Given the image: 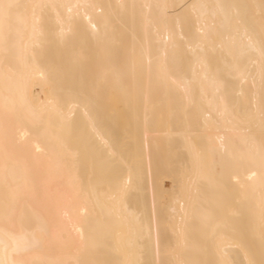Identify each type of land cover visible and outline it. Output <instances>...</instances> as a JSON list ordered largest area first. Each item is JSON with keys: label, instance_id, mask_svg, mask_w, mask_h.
<instances>
[{"label": "bare ground", "instance_id": "1", "mask_svg": "<svg viewBox=\"0 0 264 264\" xmlns=\"http://www.w3.org/2000/svg\"><path fill=\"white\" fill-rule=\"evenodd\" d=\"M0 264H264V0H0Z\"/></svg>", "mask_w": 264, "mask_h": 264}, {"label": "rangeland", "instance_id": "2", "mask_svg": "<svg viewBox=\"0 0 264 264\" xmlns=\"http://www.w3.org/2000/svg\"><path fill=\"white\" fill-rule=\"evenodd\" d=\"M168 184V182L166 181V185ZM168 186V185H167Z\"/></svg>", "mask_w": 264, "mask_h": 264}]
</instances>
